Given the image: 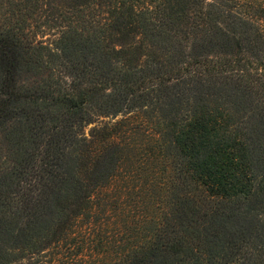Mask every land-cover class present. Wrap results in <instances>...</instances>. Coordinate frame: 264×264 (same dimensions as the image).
I'll list each match as a JSON object with an SVG mask.
<instances>
[{
	"label": "trees",
	"instance_id": "obj_1",
	"mask_svg": "<svg viewBox=\"0 0 264 264\" xmlns=\"http://www.w3.org/2000/svg\"><path fill=\"white\" fill-rule=\"evenodd\" d=\"M240 1L0 0V264H264V26ZM133 151L174 199L97 260Z\"/></svg>",
	"mask_w": 264,
	"mask_h": 264
},
{
	"label": "rangeland",
	"instance_id": "obj_2",
	"mask_svg": "<svg viewBox=\"0 0 264 264\" xmlns=\"http://www.w3.org/2000/svg\"><path fill=\"white\" fill-rule=\"evenodd\" d=\"M241 3H244L245 8H248L252 5H256L257 8V15L255 16V20L260 23V25L264 26V0H241ZM33 26V25H32ZM36 33V37L43 41L53 39V32L48 31L47 29H34V34ZM256 124L257 129H259V133L253 137L252 141L253 144L259 149V157L264 158V125L257 117L253 115H248V118ZM121 119V117L117 118L116 120ZM110 121V119L105 120ZM93 126L88 127V131ZM141 134L139 135L135 142L138 143L137 145H143L144 148L148 152L149 157H151V150L153 138L151 137L152 134L150 133V128L146 127ZM253 147L255 148V146ZM137 152L133 151L129 154L130 160L129 162H125L123 167H127L130 169L131 173L127 172L128 174H124L122 177L118 178L115 184L111 186V190H109V195L114 194L113 197L120 198L121 200L118 202V210H108L105 213H100L101 218L98 219L95 229L93 230L94 233L101 238L102 243V251L103 254L98 256L97 260H105L110 261L113 257L115 258L117 251H123L131 243H134L137 238L133 236L141 237L144 233L151 229L153 221L158 220L160 215L165 211H168L169 202L174 199L172 195H163L156 191H149L148 186H146V179L151 178L154 173H164L163 168L159 166V162L156 161H149L144 151H142V155L146 157H140L139 161L137 158ZM140 154V153H139ZM159 161V159H158ZM173 166L170 165L167 169L172 171ZM126 170V169H125ZM159 179V182L163 180V178ZM166 176H164L165 179ZM168 180L169 189H171L172 193L178 194L179 191L177 188H174V184L170 182L169 178L165 179ZM135 186L136 190H134L133 194L130 195L131 191L127 192L125 186ZM132 188V187H131ZM162 199L163 202H162ZM173 202V201H172ZM121 206V207H120ZM107 207L103 208L104 210ZM103 215V216H102ZM89 233V232H88ZM87 233V234H88ZM95 249V245L93 247ZM95 252V251H94ZM96 253V252H95ZM120 254V253H119ZM118 254V256H119ZM58 259H53L51 264H56ZM49 263V260H47Z\"/></svg>",
	"mask_w": 264,
	"mask_h": 264
}]
</instances>
